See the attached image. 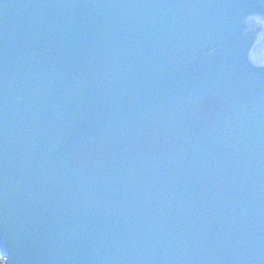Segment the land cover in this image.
<instances>
[{
	"label": "water",
	"instance_id": "obj_1",
	"mask_svg": "<svg viewBox=\"0 0 264 264\" xmlns=\"http://www.w3.org/2000/svg\"><path fill=\"white\" fill-rule=\"evenodd\" d=\"M0 262L264 264V0H0Z\"/></svg>",
	"mask_w": 264,
	"mask_h": 264
},
{
	"label": "trees",
	"instance_id": "obj_2",
	"mask_svg": "<svg viewBox=\"0 0 264 264\" xmlns=\"http://www.w3.org/2000/svg\"><path fill=\"white\" fill-rule=\"evenodd\" d=\"M0 264H3V262H0Z\"/></svg>",
	"mask_w": 264,
	"mask_h": 264
}]
</instances>
